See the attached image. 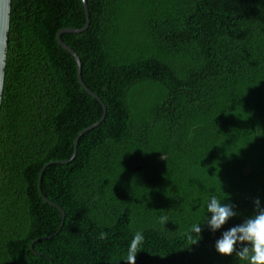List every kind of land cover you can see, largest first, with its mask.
I'll return each mask as SVG.
<instances>
[{
    "label": "trees",
    "instance_id": "trees-1",
    "mask_svg": "<svg viewBox=\"0 0 264 264\" xmlns=\"http://www.w3.org/2000/svg\"><path fill=\"white\" fill-rule=\"evenodd\" d=\"M86 3L87 27L61 40L105 110L56 39L84 26L82 1L11 0L0 264H125L136 232L135 264H246L215 241L264 207V0ZM103 113L42 173L60 228L39 171ZM212 196L237 212L215 232Z\"/></svg>",
    "mask_w": 264,
    "mask_h": 264
},
{
    "label": "clouds",
    "instance_id": "clouds-1",
    "mask_svg": "<svg viewBox=\"0 0 264 264\" xmlns=\"http://www.w3.org/2000/svg\"><path fill=\"white\" fill-rule=\"evenodd\" d=\"M254 214L242 223L222 232L221 237L215 241V250L221 255L235 253L240 261L246 264H264V207L260 206L259 199L254 200ZM207 215L205 224L215 232L222 228L231 218L237 215L234 205L221 203L216 196L209 198L206 203ZM161 223L167 221L166 216L158 218ZM202 228L200 224H193L185 234L189 245H194L201 239ZM106 233H100V238H105ZM144 240L141 232H136L130 241L125 264H135V259ZM240 245L237 250V245Z\"/></svg>",
    "mask_w": 264,
    "mask_h": 264
},
{
    "label": "water",
    "instance_id": "water-1",
    "mask_svg": "<svg viewBox=\"0 0 264 264\" xmlns=\"http://www.w3.org/2000/svg\"><path fill=\"white\" fill-rule=\"evenodd\" d=\"M82 4H83V9H84V14H85V24L83 27L81 28H62L57 32V36L56 39L58 41V43L65 49L67 50L70 54L73 55V57L75 58L76 61V66H77V79L81 85V87L91 96H93L94 98H96L97 100H99V102L101 103V105L103 106V109L105 110V106L104 103L101 101V99L99 98V96L97 94H95L92 90H90L85 83L82 80L81 74H80V60L79 57L77 56V54L75 53V51L66 43H64L61 40V33L62 32H71V33H79L81 31H83L89 22V12H88V8H87V3L86 0H81ZM10 8H11V0H0V104H1V96H2V91H3V83H4V72H5V60H6V50H7V40H8V34H9V23H10ZM105 116V113H103L102 117L94 122L93 124L89 125L88 127H86L84 130L80 131L79 134L75 137L74 140V147H73V153L72 156L67 159V160H52L49 161L47 163H45L43 165V167L40 169L39 171V177H38V191L41 195V197L43 198L44 201L49 202L50 204L54 205L61 213L62 216V220L60 222L59 227L61 228L62 224H63V219H64V212L63 210L60 208V206H58L57 204H55L54 202L50 201L49 199H47L42 191H41V187H40V183H41V177H42V173L45 169V167H47L49 164L51 163H66L68 161H70L76 154V149H77V143H78V139L79 137L84 133L87 132L88 130L92 129L95 125H97L101 119Z\"/></svg>",
    "mask_w": 264,
    "mask_h": 264
}]
</instances>
